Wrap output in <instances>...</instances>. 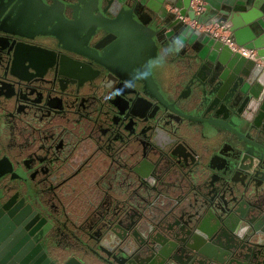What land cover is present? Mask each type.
<instances>
[{"label":"water","instance_id":"water-1","mask_svg":"<svg viewBox=\"0 0 264 264\" xmlns=\"http://www.w3.org/2000/svg\"><path fill=\"white\" fill-rule=\"evenodd\" d=\"M50 29L114 80L0 41L48 51L27 52L31 77L0 66V264H264V0H0L1 33ZM155 38L175 53L161 89ZM98 154L135 188L101 180L92 206L80 192Z\"/></svg>","mask_w":264,"mask_h":264},{"label":"flooded vegetation","instance_id":"flooded-vegetation-1","mask_svg":"<svg viewBox=\"0 0 264 264\" xmlns=\"http://www.w3.org/2000/svg\"><path fill=\"white\" fill-rule=\"evenodd\" d=\"M46 32L50 34H46L43 37L42 36L35 37L32 40L23 39V38L18 40V38L14 36L7 35L5 33L0 32V41L3 45H10L15 39L17 41L25 40L28 42L30 41V42L39 44L43 46L44 49L49 48L52 51H54V49H58V50L61 49L59 51L65 54V57L67 58V60H69V57H70L72 60H69V61L76 62L80 67L88 66L93 71L94 74L101 75L100 76L101 78L99 79L101 82L105 80L111 73L110 71L111 68L104 67L100 64V61H102V59L98 56L97 52H95L96 50L93 51V50L88 49V53H87L88 56L83 55L82 53H80V51H86V46L83 43H80L79 41L73 40L71 38H67L63 35L61 36L62 39L59 38V40H57L55 36L57 34L52 29ZM94 45L95 43L91 44L90 46L94 47ZM19 48L20 49L17 52L16 56H13L12 54L11 56L10 55L7 56L5 51L3 53L0 52V66L3 68L4 72H7L8 75L11 76L9 74L10 68L8 65V63L11 62V65L13 64L12 72H14L15 74H19L22 77H31L32 74L26 68L29 66V65H26L28 64L27 59L31 60V57L29 56L26 57L27 52H30V54L36 55L37 54L36 51H40L42 53H45V52L48 53V51L42 48H32L28 46L26 47L24 46L23 43L20 44ZM112 56H111L112 57L111 60H109L108 63L110 67L112 66V71L115 73H118L119 68L121 67L120 66L121 58L119 55H116V56L112 55ZM31 64H35V63H31ZM8 78L11 79V77H8ZM12 78L14 77L12 76ZM60 78L61 80H65V77L63 75ZM113 80L114 78L111 75L109 76V78H107L108 82H112ZM34 97L39 98L38 95H35ZM52 103H54L55 105H60V102L57 100L52 101ZM108 128L109 127L105 125L101 127L99 129L100 135L104 137H109L110 133L108 131ZM115 150L116 148L111 149L110 151L111 154H114ZM93 154H94V151H91L90 154L88 155H90L91 157V156H94ZM100 155H101L100 157L98 154V157L96 159L92 161L90 160L89 171L86 175V179L84 180V187H82V191L80 192L81 199L84 202L85 201L90 202L92 206L100 203L99 202L100 200L97 199V197L93 196V193H94L93 189L101 180H105L106 186L109 188V190H111L110 192L116 195H124V196L129 195L130 191L135 188L134 185H129L128 181L130 180L127 177H125L124 174H122L121 169H119V167L115 165V163H113L112 158L109 155L107 154H100ZM144 181L150 189L158 188V180L156 178L155 179L151 178L150 180L144 179ZM127 192H129V194ZM104 197H108V196H104Z\"/></svg>","mask_w":264,"mask_h":264},{"label":"crops","instance_id":"crops-1","mask_svg":"<svg viewBox=\"0 0 264 264\" xmlns=\"http://www.w3.org/2000/svg\"><path fill=\"white\" fill-rule=\"evenodd\" d=\"M167 49L168 48H161L158 39L155 38L151 42L150 47L144 52L146 65L159 87H162L163 85L165 86L162 73L167 71L166 65L170 61L171 56H175L174 51H171L172 54L170 55L169 52H167ZM9 171L10 169H3V177L6 176Z\"/></svg>","mask_w":264,"mask_h":264},{"label":"built area","instance_id":"built-area-1","mask_svg":"<svg viewBox=\"0 0 264 264\" xmlns=\"http://www.w3.org/2000/svg\"><path fill=\"white\" fill-rule=\"evenodd\" d=\"M242 53H243L244 55H246V56H252V55L254 54V51L243 49V50H242Z\"/></svg>","mask_w":264,"mask_h":264}]
</instances>
